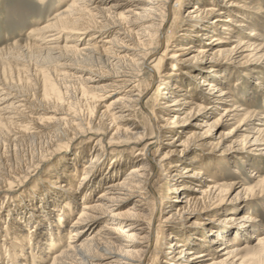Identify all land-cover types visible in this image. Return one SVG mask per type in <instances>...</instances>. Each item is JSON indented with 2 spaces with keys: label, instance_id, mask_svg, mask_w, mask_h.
<instances>
[{
  "label": "bare ground",
  "instance_id": "bare-ground-1",
  "mask_svg": "<svg viewBox=\"0 0 264 264\" xmlns=\"http://www.w3.org/2000/svg\"><path fill=\"white\" fill-rule=\"evenodd\" d=\"M53 1L54 9L63 8L31 31L39 44L33 48L50 60L77 56L91 66L79 69L89 75L74 89L78 109L58 106L61 128L35 125L25 134L48 141L35 147L33 159L0 165V193L18 192L0 205V264H245L248 257L264 264L263 220L250 211L235 216L264 196V173L256 166L251 186L238 178L225 182L218 161L207 157H224L238 145L234 151L246 152L244 145L231 142L218 155L205 149L207 128H186L205 115L211 122L203 118L195 129L232 126L226 139L243 132V143L264 154V113L249 108L250 98L239 104L225 88L237 76L219 69L239 59L264 62L262 1ZM128 1L129 15L116 13ZM101 33L115 37L103 42L110 46L94 43ZM98 68L109 83L96 89L90 84L103 80ZM26 104L12 89L0 88V122L23 130ZM139 114L149 122L150 137L138 125ZM80 131L97 137L92 146L68 156L74 144L61 150L64 143H52ZM192 147L198 152L186 157ZM249 161L240 158L245 166ZM46 166L36 188L26 190ZM234 189L228 203L235 206L226 209L221 196ZM246 239L255 244L250 248Z\"/></svg>",
  "mask_w": 264,
  "mask_h": 264
},
{
  "label": "rangeland",
  "instance_id": "rangeland-1",
  "mask_svg": "<svg viewBox=\"0 0 264 264\" xmlns=\"http://www.w3.org/2000/svg\"><path fill=\"white\" fill-rule=\"evenodd\" d=\"M110 1L111 0H106V3L108 2L107 4L109 5ZM260 1H262L264 5V0ZM53 2V0H50L49 2L40 4L37 2V0H0V88L8 87L14 92L21 95L23 99L27 101L25 109H23V111L25 110V112L23 113L26 117V122H24L22 126L23 130L16 131L13 129L14 132H16L14 133L11 129L12 127L8 125V123L0 122V129H2L0 132H5L4 134L1 133L2 136L0 134V165L17 163L20 164L19 166H24L25 164H28L29 161L33 159L32 156L35 155V152H33L36 149L35 147L40 143L48 142L46 140V137L28 139L25 134L31 131V127L38 125L49 129H53L55 128V126L57 128H61L62 125L56 123V120L64 117V115L62 116L61 114L56 113L59 104H62L64 108H68L69 110H73V108L75 109V107V110H77L79 106L77 103V94H75L74 89H79L80 85H82L80 84L81 82L86 83L85 80L89 75L87 71H82L79 69H89L88 67L91 65L87 61H84L77 56H70L66 59L50 60L49 58L45 57L43 53L36 51V49H34L32 46L33 44H39H37V41L35 42L33 41V39H31V31L45 25L57 9L63 8L61 6L54 9L55 6H53ZM130 9V1H128V3L118 9L116 13L129 15L127 12ZM184 14L185 13H183V15ZM246 33L248 34L249 30H246ZM261 35L262 39H264V27L261 31ZM67 36L71 35L66 34V37ZM114 38L115 37L112 34L101 33V35L97 38V41H95L94 43H97L98 46L102 45L101 47L103 48L105 46V44L103 45V42L112 41L114 40ZM81 40L86 44L89 43L88 41H86L88 40L87 35L81 36ZM258 43H263V41H258ZM162 44H160V46H162ZM61 45H63V43H61ZM108 46L110 45H106L105 47ZM82 47L83 45L78 46V48ZM112 48L113 51H116L117 53L119 52L117 48ZM211 49L208 52L207 56L210 59L212 58L211 56H209L210 52L212 51ZM103 55H105V53ZM159 55L160 50L155 53L152 65L155 64ZM190 56L191 54H188L186 57L190 58ZM219 69H221L222 71L233 72L235 73V76H237L235 79H232L230 84L226 85L225 88H232L234 98L239 104L242 103L244 98H250V101H252V103L251 105H249V108L258 109L261 113H264V62L260 64L257 59H239L238 61H233L230 63L228 61V63L226 64H219ZM97 70L98 75L100 76L99 78H103L101 76L103 75L102 72H104V69L98 68ZM100 72L101 74H99ZM67 74L68 77H66ZM69 75L73 77L69 78ZM65 80H68L70 85L68 81L66 82ZM257 81L261 83L260 86H255V83ZM78 83L80 85H78L77 87L76 84ZM108 83L109 79L103 78V80H100L90 85L96 89H99L101 87L106 86ZM73 85H75V87L77 88H74ZM155 85L156 84L152 82V85L150 86L148 93L145 95L143 102L147 100L149 94H151ZM70 88H72V91ZM142 90L143 92L147 90L145 84L142 85ZM55 96L57 98H55ZM259 115L258 119L260 117ZM213 116L215 115L213 114ZM203 118H205V115H198L196 119H194V121L190 122V125H187V127H185L191 128L192 131H196V133L203 132V130H206L207 128L206 132L211 133V135L208 136L205 140V143L207 144V147L205 149L208 152H214L218 155L221 153L222 150L228 148L231 145V142L242 143V145H244V149L247 150L246 152L239 153L237 151H234L241 147L240 145H238L235 146L234 149H231L232 153L230 151H226V155H223L224 157H226L225 161L222 160V158L224 157L219 156L212 158V155H210V157L208 156L207 158L212 159L214 161H218L217 163L219 164L222 173L225 177V182H230L233 179L238 178V180L240 181L243 180L242 183L251 186L254 183V179L251 178L250 175L252 171L255 170L256 166L259 165L256 172L264 173V154L263 152H261L262 150H260L261 147L245 145L243 139V132H238V134L231 138V140L226 139V135L228 134L232 126L215 127L213 129L209 126L204 127L202 130H198L197 128L195 129L193 125L200 123ZM137 120L139 123L138 125H140L142 129L146 130V137H150V125L145 116L139 114ZM205 120L208 119L205 118ZM210 122L211 121L208 120V123ZM3 128L5 129L3 130ZM25 128L27 130H25ZM6 130L7 132L8 130H10L9 133H7ZM3 136L4 138L6 136L7 139H4ZM179 136L181 135L178 134L177 137ZM96 139L97 137L92 133H89L87 131H80V133L78 132L75 135L73 134L69 136H62L59 140L54 139L52 143H64L61 146V150H64V148H66L67 146L74 144L68 150L69 156L72 154L73 150L80 149L84 146H92ZM154 148L155 146L151 147V150H153ZM138 150L141 151L142 147H138ZM195 152H198L197 147H192L188 152V156L186 157L193 156ZM64 153V151L63 153L61 151V155H63ZM242 157H246L248 160H250L249 164L251 166H245V164H241L240 158ZM49 169L50 167L46 166L41 171L40 175L38 173L39 176L37 175L36 177L34 176L33 178H31L26 190L35 189L37 180L44 174L43 172H47ZM34 171L35 169H32L30 170V173L34 174ZM235 171H238L239 175H235ZM0 187H3V185L0 184ZM236 192L237 189H234L228 192L227 194L221 196V198L223 197L227 202L225 203L227 204L225 206L226 209H230L231 207L235 206L234 204L232 205V203H228V200L233 199V195ZM17 193L18 192L12 193L11 195L0 193V205L5 199V197H13V195L16 196ZM250 202L251 203L248 205V207H246V209L244 208L243 210L236 211L235 216L239 217L244 213L250 211L252 212V214L258 215V217L264 222V196L257 197L254 200H251ZM13 204H15V202H13L12 205ZM227 214L229 213L222 214L220 216L221 220L225 218L224 215ZM184 224L185 223H180L176 228L182 227ZM247 242L250 248L253 246V244H255V240H247ZM64 244L62 245L64 246ZM254 259V257H248L247 262L245 264H263L258 260Z\"/></svg>",
  "mask_w": 264,
  "mask_h": 264
}]
</instances>
